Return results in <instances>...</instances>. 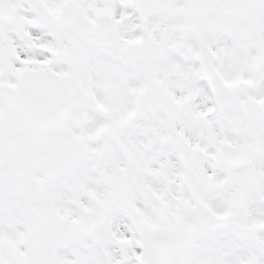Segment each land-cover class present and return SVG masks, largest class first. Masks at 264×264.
Returning a JSON list of instances; mask_svg holds the SVG:
<instances>
[{"label":"snow or ice","instance_id":"1","mask_svg":"<svg viewBox=\"0 0 264 264\" xmlns=\"http://www.w3.org/2000/svg\"><path fill=\"white\" fill-rule=\"evenodd\" d=\"M0 264H264V0H0Z\"/></svg>","mask_w":264,"mask_h":264}]
</instances>
